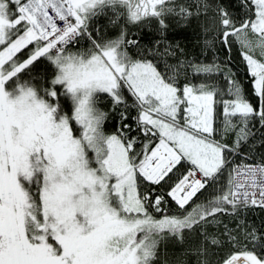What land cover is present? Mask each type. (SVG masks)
<instances>
[{
  "label": "snow or ice",
  "instance_id": "snow-or-ice-1",
  "mask_svg": "<svg viewBox=\"0 0 264 264\" xmlns=\"http://www.w3.org/2000/svg\"><path fill=\"white\" fill-rule=\"evenodd\" d=\"M238 7L0 0V264H157L163 242L193 236L185 255L196 264L225 248L216 264H264V231L243 221L207 231L218 214L264 209V158L232 159L257 123L264 128V0ZM106 11L123 20L115 38L92 23ZM201 15L212 33L205 46L222 45L229 60L235 50L250 92L226 63L160 68L148 58L183 55L167 21L186 26ZM153 22L159 39L145 48L128 25ZM41 58L50 73L34 71ZM204 190L215 194L200 201Z\"/></svg>",
  "mask_w": 264,
  "mask_h": 264
},
{
  "label": "trees",
  "instance_id": "trees-1",
  "mask_svg": "<svg viewBox=\"0 0 264 264\" xmlns=\"http://www.w3.org/2000/svg\"><path fill=\"white\" fill-rule=\"evenodd\" d=\"M211 3L212 0H209ZM223 2L229 5L233 11L239 12L238 0H223ZM208 15H211L209 13ZM113 16L111 11H106L105 14L98 15L92 22L97 28L100 29L101 34L108 38H115L119 33V26L123 24V21L119 23H107L108 18ZM203 21L207 26L208 21L204 15H201L199 19H192L186 26L176 23L174 19H169L170 28L167 33V40L172 44H179L180 48L184 50L183 55L179 52L177 56H149V59H154L158 67L163 68L164 64L175 65L180 59L195 60L196 62H203L211 64L213 62L219 64H227L228 67L235 73V75L243 82L245 89L251 90V81L248 75H246L247 69L244 63L240 60L235 50L231 53V60H229L228 54L223 49L222 45L213 43L211 47H206L204 44L205 39H210L212 33L207 35L203 32L200 26V22ZM129 29L137 34L140 39V44L145 48H153L154 41L159 39V35L156 31L157 25L153 22L147 26H141L137 28L135 25H128ZM163 47V45H161ZM19 55V54H18ZM53 66L50 62L41 58V62L34 69L36 72L47 71L51 72ZM220 83L223 85L224 81L220 78ZM70 103V102H68ZM99 107L107 110L108 101L102 94ZM135 116V110L130 113L129 119ZM115 122L109 121L105 125V130L109 133L115 131ZM253 131L256 135L250 138L249 142L243 145L240 149V154L232 157L234 164L240 160H252L264 158V128H261L257 123ZM218 138V137H217ZM234 136L230 133L225 137V142L231 143ZM228 174L221 178V183L226 184ZM215 193L210 190H204L203 193H198L200 201H203L205 197L214 195ZM197 199V198H194ZM169 209L171 211L176 210V206L173 202L169 201ZM244 222L249 227H256L258 230L264 231V209L260 207H249L243 209L237 215L218 214V222L207 226V231L217 232L223 231L226 224L229 229H236L237 225ZM199 240L198 236H193L190 240L181 244L174 240H168L160 245L158 252L157 264H196V257L193 255H185V250L190 246H193ZM230 249L225 248L217 252L216 255H210L209 260L212 264H216V261L224 256Z\"/></svg>",
  "mask_w": 264,
  "mask_h": 264
},
{
  "label": "rangeland",
  "instance_id": "rangeland-1",
  "mask_svg": "<svg viewBox=\"0 0 264 264\" xmlns=\"http://www.w3.org/2000/svg\"><path fill=\"white\" fill-rule=\"evenodd\" d=\"M113 19H114V17H113V16H110V17L108 18V22H107V23H113V22H112ZM120 21L122 22L123 20H120ZM118 23H119V21H118ZM159 51H160V52H163V47H160Z\"/></svg>",
  "mask_w": 264,
  "mask_h": 264
},
{
  "label": "built area",
  "instance_id": "built-area-1",
  "mask_svg": "<svg viewBox=\"0 0 264 264\" xmlns=\"http://www.w3.org/2000/svg\"><path fill=\"white\" fill-rule=\"evenodd\" d=\"M257 161H259V160H255V161H253V162H257ZM243 162H241V163H239V164H242ZM252 163V162H251Z\"/></svg>",
  "mask_w": 264,
  "mask_h": 264
}]
</instances>
